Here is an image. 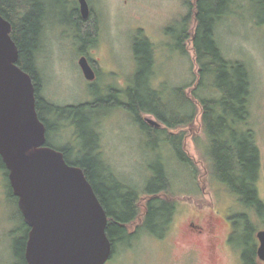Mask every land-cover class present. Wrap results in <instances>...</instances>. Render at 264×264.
<instances>
[{"label": "rangeland", "instance_id": "374dc122", "mask_svg": "<svg viewBox=\"0 0 264 264\" xmlns=\"http://www.w3.org/2000/svg\"><path fill=\"white\" fill-rule=\"evenodd\" d=\"M75 1L69 0L70 7L67 12L73 10ZM89 1L98 12L102 23L100 43H97L92 55L104 70H110L105 75L108 83L116 87L126 82L135 83L134 75L140 64L136 59L133 43L135 35L141 34L154 46V68L149 82L158 92L155 97L166 100L170 109L175 110L176 116L189 112L183 97L175 94L178 86L188 84L187 92L193 98L192 105L197 111L192 127L178 126L168 129L172 134L186 132L184 149L192 163H187L178 156L173 143L165 140L166 135L160 136L155 144V138L149 137L146 131L143 132L133 117L113 104L108 105L112 107L105 108L97 116L105 158L120 179L136 186L142 192L147 179L153 174V166L162 161L171 177L172 191L177 194V208L166 236L167 241L139 230L136 239L129 241L132 245L130 246L129 242L117 244L113 258L105 264H183L187 249L184 246L194 238L188 225L192 216L197 214L193 218L198 224L204 225L208 212L230 205L229 198L222 197L221 193L215 191L218 182L208 172L209 160L204 151L206 133L203 125V107L200 99L194 95L195 91L205 95L204 89H198L201 74L193 40L197 23L194 14L190 13L194 11L189 0ZM45 2L48 7H54V11L64 9L61 8L63 3L58 0ZM242 2L246 3L242 11L236 14V8H232V12H227L219 18L216 39L230 58L236 59L241 50L247 53L253 80L250 99L252 115L249 122L256 126V120L264 116V28L258 26L257 21L250 17V1L241 0L240 4ZM54 13L48 11L41 43L45 48L38 50L36 55L41 94L45 101L60 106L78 104L91 96L88 83L81 74L76 59L79 51L77 47L72 48L76 46L78 39L71 37L72 33L67 31L63 24L57 23L58 19L54 18ZM185 26L191 31V36L184 42L183 51L176 44ZM84 42L83 39L82 44ZM121 71L122 77L114 75ZM206 93L209 95V91ZM144 94L146 98H152L148 91ZM143 117L159 121L152 114L143 113ZM51 122L53 125H59L58 131L52 135L55 144H65L73 139L76 129L69 128L67 120L57 121L51 118ZM160 125L161 129L166 126L161 122ZM262 153L264 164V146ZM262 190L264 192V179ZM233 205L232 211L236 214L243 209L241 203ZM235 220L242 222L239 217ZM251 223L257 230L263 224L259 219H251ZM252 224L249 223V226L253 228ZM136 229L137 224H134L130 231ZM218 231L224 235L226 228L222 226ZM238 233L240 239L248 237V232L243 229L238 228ZM25 234L24 221L11 195L6 171L0 168V264H18L22 261L19 254L20 240ZM220 253L222 259L219 264H236L237 259L227 248H221ZM202 255L201 252L198 253L199 260L196 264H205L207 255Z\"/></svg>", "mask_w": 264, "mask_h": 264}, {"label": "trees", "instance_id": "16d2710c", "mask_svg": "<svg viewBox=\"0 0 264 264\" xmlns=\"http://www.w3.org/2000/svg\"><path fill=\"white\" fill-rule=\"evenodd\" d=\"M45 1L0 0V12L12 24V37L19 49L18 64L33 77L36 86L37 110L47 129V144L63 151L69 163L84 169L109 216L107 233L115 248L119 243L136 238L140 231H145L157 238H164L169 232L177 208L175 199L177 194L172 191V180L165 164L158 161L153 166V174L147 179L145 187L140 192L136 186L120 179L107 160L93 153L92 148L95 142L89 127V114L85 111L87 106H60L44 100L41 94L36 55L41 35V20L46 9ZM250 1L257 2L264 8V0ZM189 4L194 11L190 13L194 14L197 23L193 40L201 74L198 89L205 90V95L196 91L194 94L200 99L203 107V125L208 137L204 151L207 150L212 172L232 190L247 192L243 201L247 205H255L259 203V199L252 180L260 158L259 151L254 149L248 140L239 136L238 131L230 129L241 125L248 117L253 92L252 72L246 65L227 58L215 34L217 21L225 12H232L231 5L235 4V0H196L195 2L189 0ZM81 26L83 39L91 42L95 36V29ZM190 32L185 26L177 38L176 45L183 51L184 42L191 36ZM134 53L140 66L135 74V80L139 85L130 92L133 94L129 104L133 119L139 124L142 122L141 128L149 134V137L155 138V144L160 136L166 135L165 140L173 143L178 156L183 161L192 163L184 149L186 132L172 134L168 131L169 128L192 127L194 124L197 111L192 105L193 98L187 92L189 85L184 84L175 89V94L183 97L184 105L189 111L176 116L175 110L170 109L166 100L155 97L158 92L149 82L154 68L153 43L149 39L138 40ZM145 91H148L151 99L145 97ZM206 91H209V95ZM108 100L109 98H102L97 101V104L106 107ZM143 113L153 114L166 126L159 129L147 124L142 119ZM51 118L57 121L69 119L72 124H76V132L73 133L71 143L60 145L54 143L52 135L58 131L59 125H53ZM78 139L83 140L78 144L83 147V151L79 156H75L72 154V147ZM0 168L6 171L9 179V172L1 155ZM10 191L18 205V197L14 194L11 185ZM19 211L24 221L26 234L20 240L19 254L22 261L18 264H27L25 250L29 227L20 208ZM134 224H137V229L131 232ZM248 260L250 264L253 262L252 259Z\"/></svg>", "mask_w": 264, "mask_h": 264}, {"label": "water", "instance_id": "95a60500", "mask_svg": "<svg viewBox=\"0 0 264 264\" xmlns=\"http://www.w3.org/2000/svg\"><path fill=\"white\" fill-rule=\"evenodd\" d=\"M79 1L88 17V1ZM18 60L12 24L0 12V155L29 227L27 264H105L113 253L107 211L84 169L47 144L33 77ZM80 65L93 80L95 72L86 57ZM258 236L264 258V230Z\"/></svg>", "mask_w": 264, "mask_h": 264}, {"label": "flooded vegetation", "instance_id": "af4514ba", "mask_svg": "<svg viewBox=\"0 0 264 264\" xmlns=\"http://www.w3.org/2000/svg\"><path fill=\"white\" fill-rule=\"evenodd\" d=\"M59 2L63 3L61 5V8L64 9L61 10H55L54 7L50 8L46 5L45 10V19L48 15V11H50L52 14L54 13V18H57V23L63 24L64 28H67L66 30L72 33L71 37H76L78 39V43H76V46H72V48L77 47L79 53L76 55V59H78V65L79 70L85 80L88 83V86L91 91L90 99L83 100L82 102L78 104H67L65 106H75V105H82L87 106L86 112L89 114V127L93 132L94 142L95 145L92 148L93 153L99 158H105L104 151L102 149V137L101 133L98 127V120L97 116L101 111H103L106 107L111 108L108 105H114L117 108H120L125 113L129 114L131 117H133V113L131 109L129 108V104L132 101L133 94L130 93L131 89L134 87H138V83L135 80V86L131 82H126L125 84H122L120 87H116L112 85L111 83H108L106 80L107 77L105 75L110 72L109 69L104 70L100 63L95 62L97 61L95 57L92 55V51L95 49V46H97V43H100V38L102 34L101 31V21L98 12L93 7L91 2L89 0V8L90 13L88 17H85L82 12L81 3L79 0L75 1L74 8L71 12H67L68 7H70L69 0H58ZM250 1V0H247ZM239 2V3H238ZM241 0H235V4L232 8H236L235 12L236 14L242 11L243 8H245V2L241 3ZM250 11L249 15L250 17L254 18L255 21H257V25L264 28V8H262L257 2L254 3V1H250ZM252 7V8H251ZM231 8V9H232ZM57 13V16H56ZM226 14V12H225ZM86 27H93L95 29V36L91 42H84L82 44V40L84 38L83 35V29L82 26ZM218 24V21H217ZM216 24V26H217ZM92 25V26H91ZM256 25V26H257ZM43 28L41 27V34L39 36V42H38V50H42L45 48L44 45H42L43 40ZM216 34V29H215ZM71 35V34H70ZM73 37V38H74ZM148 39L147 37H144L141 34H136L134 43H133V50L135 48V44L138 40H145ZM81 43V45H80ZM42 48V49H41ZM71 48V49H72ZM70 49V50H71ZM223 50V49H222ZM224 52V51H223ZM225 53V52H224ZM228 59L235 61L239 64L246 65L250 69V60L247 57V53L244 50L239 51L238 57L230 58L228 55H226ZM86 57L90 65L92 66L94 72H95V78L93 80H88L85 77L84 71L80 65V59ZM138 70V69H137ZM251 70V69H250ZM123 72L121 73H114L115 76L122 77ZM135 76V75H134ZM102 98H109L110 104H107L106 107L101 106V104H97V101H99ZM250 106V105H249ZM96 107V108H95ZM93 108V109H91ZM95 115V118L93 116ZM153 115V114H152ZM251 110H249L248 117L246 120H244L241 125L231 127V130L238 131L240 134L239 136L245 138L248 140V142L254 147V149H257L259 151V160L258 165L255 173V177L252 181L253 184L256 187V195L258 196L259 203H256L255 205H247L243 201V197L247 194V192H240V191H234L229 186L219 179L217 175H215L211 168L209 174L210 176L218 182V187L215 189L216 193H221L222 197H227L230 199L229 206L226 207H219L215 210H212L207 213L206 216V222L204 225L198 224L195 220L197 214H194L192 216V219L189 221L188 225L191 227L190 230L193 232L194 238L191 240L189 244H187L186 247V256L184 259L183 264H196L199 260L198 253L201 252L205 253L207 255V260L205 258V264H219V260L222 259V255L220 253L221 248L224 247L227 248L230 251V254L235 257L236 264L237 262L239 264H250L248 259H252L253 262L251 264H264V258L261 256L260 253V247H261V239L258 236V232L261 230H264V192H263V179H264V164H263V153H262V147L264 146V116L260 120H256L257 125L253 126L250 124L249 119L251 118ZM142 119L147 124L161 129V125L159 124H151L149 123L148 119L149 117H143ZM67 125L69 128L76 129V124H72V122L68 119ZM142 123V122H141ZM140 123V124H141ZM263 126V127H261ZM143 130V129H142ZM204 131H206V128L204 127ZM56 132V131H55ZM143 132H145L143 130ZM206 133V132H205ZM53 139V138H52ZM55 139V138H54ZM206 141L208 137L206 136ZM204 142V148H206L207 143ZM68 142H71L70 140ZM75 146L72 147V154L75 156H79L82 151L83 147L79 146L81 142H83L82 139H78L75 141ZM207 154V150L205 152ZM209 167H210V161H209ZM221 184V186H220ZM219 195V194H218ZM236 203H241L242 210L239 213H234L232 211L234 205ZM236 217L241 218L242 222H237L235 219ZM251 219H259L260 222L262 221V225L259 226V229L257 230L254 226V224L251 223ZM249 223L252 224L250 227ZM243 225V226H241ZM226 228V231L224 235L222 233H219L218 228ZM238 228L245 230L248 232V237L245 236L244 238H239ZM170 230V229H169ZM248 230V231H247ZM169 233V232H168ZM167 233V235H168ZM166 235V236H167ZM164 238L160 239H165ZM136 239V238H133ZM166 243V242H165ZM164 243V244H165ZM132 245L131 243L129 244ZM117 248L113 245V253L110 259L113 258ZM249 252V253H248ZM203 256V255H202Z\"/></svg>", "mask_w": 264, "mask_h": 264}, {"label": "bare ground", "instance_id": "6f19581e", "mask_svg": "<svg viewBox=\"0 0 264 264\" xmlns=\"http://www.w3.org/2000/svg\"><path fill=\"white\" fill-rule=\"evenodd\" d=\"M45 5H47L46 2H45ZM45 10H46V9H45ZM45 21H46V20H45V13H44L43 18H42V20H41V27H42V28H43V26H45V24H44ZM153 138H154V137H153Z\"/></svg>", "mask_w": 264, "mask_h": 264}]
</instances>
